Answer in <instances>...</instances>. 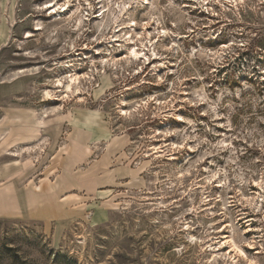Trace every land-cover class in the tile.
<instances>
[{
    "label": "rangeland",
    "instance_id": "374dc122",
    "mask_svg": "<svg viewBox=\"0 0 264 264\" xmlns=\"http://www.w3.org/2000/svg\"><path fill=\"white\" fill-rule=\"evenodd\" d=\"M48 1L0 0V264H264V0Z\"/></svg>",
    "mask_w": 264,
    "mask_h": 264
},
{
    "label": "crops",
    "instance_id": "0c3cea01",
    "mask_svg": "<svg viewBox=\"0 0 264 264\" xmlns=\"http://www.w3.org/2000/svg\"><path fill=\"white\" fill-rule=\"evenodd\" d=\"M13 183H6L0 186V217H16L29 214V204L32 201V194H37L30 187L28 194H16Z\"/></svg>",
    "mask_w": 264,
    "mask_h": 264
},
{
    "label": "bare ground",
    "instance_id": "6f19581e",
    "mask_svg": "<svg viewBox=\"0 0 264 264\" xmlns=\"http://www.w3.org/2000/svg\"><path fill=\"white\" fill-rule=\"evenodd\" d=\"M148 2V1H147ZM42 8H45V9H47L48 10V13H49V15H51L52 16V19L53 20H56V19H60L61 18V16L64 14V12H66V11H68L69 10V1L67 2V3H63V4H58V3H55V2H52V0L51 1H48V2H46L42 7H41V9ZM103 12L100 14V16H103ZM83 18V17H82ZM81 19V18H80ZM86 18H83V20H85ZM37 26V25H36ZM36 29H41V27L38 25L37 27H36ZM145 48V47H144ZM143 49V48H142ZM143 51L141 50H138L137 49V47H134L133 48V50L131 51V54H129V56L131 55V56H133V57H135V58H137V57H140V54H142L143 55V53H142ZM130 56V57H131ZM69 77V80L65 83V85H64V87H65V91H69V90H71V88H72V85L74 84V83H78V79H77V76L76 75H74V76H72V74L71 75H69L68 76ZM58 87H60V86H63L62 85V83L59 81L58 82ZM76 89V88H75ZM48 92V91H47ZM68 93V92H67ZM233 250H235L236 252H238V253H243V250L238 246V245H236V243H234L233 242Z\"/></svg>",
    "mask_w": 264,
    "mask_h": 264
}]
</instances>
